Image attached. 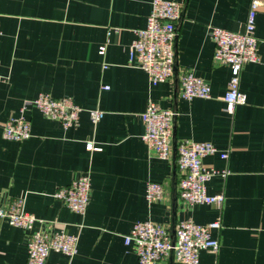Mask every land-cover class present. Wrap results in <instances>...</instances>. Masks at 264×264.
<instances>
[{"label":"crops","instance_id":"1","mask_svg":"<svg viewBox=\"0 0 264 264\" xmlns=\"http://www.w3.org/2000/svg\"><path fill=\"white\" fill-rule=\"evenodd\" d=\"M152 1L0 0V204L22 198L46 229L79 236L74 258L52 252L46 264H138L124 240L137 222L161 224L173 236L185 220L221 225L211 231L220 241L218 253L201 251V264H264V63L244 66L240 90L247 103L229 113L223 98L232 72L215 61L211 39L212 27L242 32L252 0H169L183 4L175 71L156 85L129 63V46L135 31L146 27ZM259 2L255 36L264 57ZM188 70L209 84L211 98H181ZM40 94L72 97L82 109L79 125L65 129L33 107L22 111ZM149 102L177 112L174 143L217 148L203 161L229 172L207 183L209 195L224 194L222 207L180 200L176 150L159 159L143 140L141 113ZM95 109L105 113L97 125L89 114ZM20 116L31 122V137L6 140L5 124ZM88 141L102 150H88ZM83 173L91 176V202L79 215L53 194ZM148 182L164 186L163 201L148 203ZM28 239L27 231L0 220V264H27ZM160 264L176 262L167 256Z\"/></svg>","mask_w":264,"mask_h":264},{"label":"built area","instance_id":"2","mask_svg":"<svg viewBox=\"0 0 264 264\" xmlns=\"http://www.w3.org/2000/svg\"><path fill=\"white\" fill-rule=\"evenodd\" d=\"M260 2L252 0L245 27L242 32H231L221 28H211V39L215 44L214 59L231 68V78L223 100L226 110L233 113L236 106L247 103V96L240 90L241 73L245 65L264 63L259 53L260 41L255 36L256 17ZM183 16V4L169 0H153L152 10L147 18V25L135 31V39L129 46V63L143 70L152 85L165 82L173 77L176 63L175 44L178 35L177 26ZM106 54V46L99 50ZM103 67L106 69L107 64ZM181 98H211V88L202 78L191 70L184 73L181 79ZM102 89H109L102 86ZM35 108L46 118L61 123L65 128L79 125L82 109L72 97L54 98L40 94L34 100L24 103L22 111ZM91 121L97 125L105 116L99 109L89 111ZM177 112L162 109L149 102L141 113L145 127L143 140L151 156L167 160L173 150L177 152L179 180V198L187 205L204 204L222 207L224 194L211 196L207 192V183L214 176L226 177L227 170H218L204 164V158L218 152L210 142L182 140L174 143L173 127ZM3 136L6 140L23 142L31 137V122L24 116L11 118L4 126ZM87 149L101 151L95 142L88 141ZM222 159L228 154L222 153ZM164 186L148 182L146 200L149 204L165 199ZM53 197L65 204L70 210L85 215L91 202V176L83 173L69 185L58 188ZM0 220L29 233L27 264H46L49 255L57 252L74 258L78 253L79 236L71 235L63 229H46L44 221L25 209V200L15 199L10 203L0 204ZM41 226L35 229V225ZM221 227L219 222L209 225H198L192 220L177 224L174 235L161 224L152 221L137 222L130 234L124 237L127 246H133L138 255V264H160L167 256H172L176 264H201L200 252L208 250L218 253L219 239L211 235L213 229Z\"/></svg>","mask_w":264,"mask_h":264}]
</instances>
